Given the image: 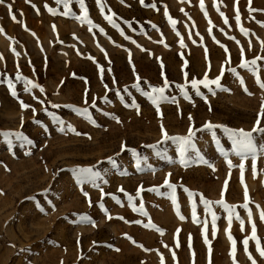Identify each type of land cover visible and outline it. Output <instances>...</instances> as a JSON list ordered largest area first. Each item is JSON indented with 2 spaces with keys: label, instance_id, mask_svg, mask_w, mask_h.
Segmentation results:
<instances>
[{
  "label": "rangeland",
  "instance_id": "rangeland-1",
  "mask_svg": "<svg viewBox=\"0 0 264 264\" xmlns=\"http://www.w3.org/2000/svg\"><path fill=\"white\" fill-rule=\"evenodd\" d=\"M199 4L200 0L143 4L103 0L102 13L96 0H85L91 24L77 18L83 15L77 0H71L68 16L56 0L0 4L4 29L0 32L4 81L0 83V264H209L202 234L205 222L211 264H234L226 233L228 212L215 203L222 198L226 180L223 199L237 206L235 213L244 221L243 231L235 215L230 225L236 240L235 264H251L249 254L256 264H264L255 241H249L247 253L242 243L254 222L264 246V222L259 217L264 210V133H253L254 177L251 155H238L222 128L213 129L215 136L203 129L211 122L250 131L258 118L264 127V116L258 117L264 89L256 83L257 75L264 82V59L257 61L256 75L240 67L242 59L264 57V0H252L251 7L261 11L251 13L248 0H239V24L234 0L220 3L227 24L213 0H204L207 16ZM165 10L177 21L175 27ZM105 16H113L116 26ZM17 72L44 92L40 87L25 92ZM206 74L210 80L221 76L222 89L210 85L209 91L198 84L201 95H196L192 81L203 80ZM8 80L18 98L11 95ZM159 87L165 88L167 99L159 100L158 114L147 94L159 98L153 92ZM20 100L30 107L22 109ZM161 124L170 136L187 135L192 125L194 130L203 129L196 132L195 151L186 153L185 164L180 163L176 143L158 144ZM4 132H21L23 137ZM88 167L99 176L85 180L75 171ZM165 179L176 185L175 203ZM245 185L251 219L239 207L245 203ZM140 186L144 190L137 196ZM101 188L107 195L102 196ZM204 199L213 202L211 212L218 217L215 235ZM141 203L147 215L133 210ZM81 215H88L95 226L81 221ZM149 220L154 227L145 226Z\"/></svg>",
  "mask_w": 264,
  "mask_h": 264
},
{
  "label": "snow or ice",
  "instance_id": "snow-or-ice-1",
  "mask_svg": "<svg viewBox=\"0 0 264 264\" xmlns=\"http://www.w3.org/2000/svg\"><path fill=\"white\" fill-rule=\"evenodd\" d=\"M28 2H30V0H28ZM77 2L80 4L81 10L83 12V15L80 16V17H77V18L82 20V21H87L89 24H91L92 23L91 20L88 19V12H87V9L85 7V0H77ZM121 2H123V0H121ZM140 2H141V4H143L144 0H140ZM3 3H4V0H0V4H3ZM56 3L57 4H63L64 9H65V11L63 12V15L68 16L70 14L69 4L71 3V0H56ZM96 3L98 5V7L100 8L101 12L103 13V10H104L103 0H96ZM220 3H222V0H213V7L216 8V10L219 12L220 16L222 17L224 23L227 24L228 23V18L225 16V14L223 12L220 11ZM251 4H252V0H248V10H249L250 13L251 12H255V11H261V10L252 8ZM152 6L154 7V5H152ZM199 6H200L201 10L204 11L205 15L207 16V11H206V8H205L204 0H200ZM7 7L9 9V13L11 14L12 13V5L8 4ZM45 7L48 8V11L50 13H52L53 15L56 14L55 10L50 8V7H48L47 4L45 5ZM234 11H235V20H236L237 24H239L240 19H241L240 9H239V0H234ZM165 16L169 19V21L172 24V26L175 27V24L177 23V21L173 20L169 16L167 10H165ZM104 18L110 24H113L114 26H116L115 25V21L113 19V16H105ZM11 19L13 21H16L17 18H16L15 15H11ZM261 26H264V22H261ZM25 28H26V26H25ZM53 28L55 30V26H53ZM240 30H241L242 33L247 34V30L244 29L242 26H241ZM3 31H4V29L2 27H0V32H3ZM100 31L102 32L103 29H100ZM209 32H211V28H209ZM33 35H35V34L33 33ZM230 38H232V37H230ZM232 39H234V38H232ZM183 46H184L183 45V41L181 40V47H183ZM225 51L227 52V48H225ZM17 55H18V53H17ZM241 56L243 57V49L242 48H241ZM0 58H2V57H0ZM261 59H264V57L257 56L256 58H254L251 61H244L242 59L240 67L241 68H246L249 71H251L254 75H256L257 74V67H256L257 61L261 60ZM226 62H230V56H229V58H228V60ZM102 71L103 70L101 69V72ZM222 71H223V69H222ZM231 71L233 73H235L236 70L233 68V69H231ZM16 80L17 81L23 80L25 82V88H24L25 92H30L31 89L40 87L38 84H36V83L32 82L31 80L27 79L26 77H23L22 75H20L19 72H17ZM137 81H139V77L138 76H137ZM3 82L4 81L0 80V83H3ZM167 83H168L167 80H165V87L167 86ZM256 83L259 85V87L261 89H264V82H262L259 79L258 75H257V78H256ZM198 84H203L206 88H209V91H212V89L209 87L210 85H215L216 88L222 89L221 76H217L215 79H211L210 80L208 78L207 74H206L203 80H200V81L193 80L192 81V87L196 89V95H201V93L199 91V88L197 87ZM7 86L9 88V91H10L11 95L13 97H15V98H18V93L15 90V85L12 83L11 80H8ZM138 86H139L138 83L133 85V87H138ZM40 91L44 92V89L42 87H40ZM164 91H165L164 87L153 88V92L154 93H159L160 94L159 98L153 97V96H151V94H147V95H149V98L151 99L152 103L156 106L158 114H159V111H160L159 110V100L167 99L166 97L163 96ZM245 91H247V89H245ZM34 99H38V98L34 97ZM172 100H173V102H175V98L174 97L172 98ZM19 102L21 104V108L22 109H28L30 107V105L24 103L23 100H20ZM39 102L41 104H44V101H42V100H40ZM85 103H87V100H85ZM93 106H94V104H93ZM52 107L56 108V107H58V105L53 104ZM33 111L35 112V109H33ZM87 111H88L87 108L83 109V112L85 114L87 113ZM259 116H264V103H262L261 112L258 114V117ZM189 119L191 120V116L189 117ZM117 122H119V120H117ZM61 125H63L62 121H61ZM68 128L70 130H72V131H75L72 128L71 125H68ZM214 128H222L223 131L228 134V136L230 137V139L232 140V143H233V150L238 155H240L242 157H245V158L247 156H249V155L252 156V159H253L252 169H253V176L255 177V175H256V171L255 170H256V152H257V148H256V144L254 143L253 133H264V127L260 126V119L259 118L257 119V121L255 122V125L253 126V128L250 131H246L244 129H231V128L225 127L223 125H213L211 122H207L203 126V129L209 130L213 136H215V132L213 131ZM203 129H195L194 130V125H192L188 129L187 135H184V136H170L167 133V131L164 129L163 125L161 124L162 141L158 142V144L161 143V142H167L169 140H171L174 143H176L178 145V152H179L180 157H181L180 163L181 164H185L186 163V159H185L186 153H189L190 151H195V144H194L193 140H194V137L196 136V132L197 131H202ZM60 130L64 131L65 129H64L63 126H61ZM76 134L79 135L80 133H76ZM2 135H4V136H16V137H21V138L23 137V133H21V132H15V133L4 132V133H2ZM121 147H122V150H126V145H122ZM149 147L155 148V147H157V145H150ZM221 151H223V150L221 149ZM26 154H30V153H26ZM108 159H109V162L115 164V161L111 157L108 158ZM227 163H228L229 167L233 166L232 162L230 160ZM239 167H240V170H241V183L243 184L244 183L243 182V172L245 170L244 163L242 162L239 165ZM137 168H140V161H137ZM75 171L79 174V176L82 179H85V180L92 179L94 177L99 176V173L94 172L93 168H91V167H88V168H77V169H75ZM93 184H94V186H96L94 180H93ZM164 184L167 186L168 189L171 190V193H172L171 199H172L173 203H175L176 202V185L170 183L168 179H165ZM100 190H101L102 196L103 195H107V194L103 193V189L102 188ZM143 190H144L143 186H140L138 188V190H137L136 195L140 196V193ZM150 190L151 191H156V188H152ZM226 190H227V180L225 181L224 190L221 193L222 198L219 201H216L215 203L221 205L225 209V211L228 212L229 228L226 229V233H227L228 239H229V241L231 242V245H232L231 251H230V256L233 257L234 264H235L236 240L231 235L230 225H231L232 220H233V215H235V218L237 220H239V222H240L241 231H243L244 230V221L241 220L239 215L235 213V208L237 206L228 205V204L225 203V201L223 199V192L226 191ZM119 191H124V190H123V188H120ZM84 195L86 197L88 196L87 193H84ZM190 195H192V194L190 193ZM244 201H245V203L239 205V207H242L243 209L247 210L249 219H251L252 213H251V210H249V202L250 201H249V193H248V189H247L246 185L244 186ZM88 202H89V206L91 207L92 205H91L90 198H89ZM202 202L205 205V211L211 213L212 223H213V235H215V232H216L215 221L218 219V217H217V215L214 212H211V205H212L213 202L208 201L207 199H204ZM256 207L259 208L260 206L257 205ZM133 210L139 211L141 213H144V206H143L142 203L140 204L139 208H136L135 205H133ZM105 211H107V210H105ZM144 214L147 215L146 213H144ZM192 216H193L194 222H197V216H196V212H195V207H193ZM259 217H260V220L262 222H264V210L260 211ZM107 218L111 219L112 217L109 215ZM180 218L184 219V217H182V216ZM121 219H123V218L121 217ZM80 220L81 221H87L89 223H92L93 226H95V223L91 220V218L88 215H81ZM137 223H139V221H137ZM145 226L146 227H154L150 220H149L148 224L145 225ZM157 230L161 232V235H163V231L162 230H160V229H157ZM178 232H179V230H177V236H178ZM202 234L204 235L205 244L208 245L209 264H211V244H210V242L207 239V223L206 222H205V227L202 230ZM189 240H191V236H189ZM250 240L255 241V243H256V251L259 253L260 257H264V246H261V240L257 236V228H256V225H255L254 222L252 223L251 235L250 236H246L243 239V241H242V243L244 245V250H245L246 253L248 252V245H249V241ZM133 243H135V242L133 241ZM78 244H79V241H78ZM165 247H167V245H165ZM177 247H179L178 240H177ZM189 247H191V244H189ZM194 255L195 254L193 253V256ZM249 259L251 260V264H256V261L254 259H252L250 254H249ZM162 264H163V261H162ZM193 264H194V262H193Z\"/></svg>",
  "mask_w": 264,
  "mask_h": 264
}]
</instances>
